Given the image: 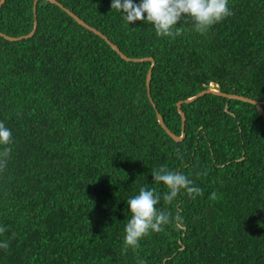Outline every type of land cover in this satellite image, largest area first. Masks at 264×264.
I'll list each match as a JSON object with an SVG mask.
<instances>
[{"label": "trees", "instance_id": "16d2710c", "mask_svg": "<svg viewBox=\"0 0 264 264\" xmlns=\"http://www.w3.org/2000/svg\"><path fill=\"white\" fill-rule=\"evenodd\" d=\"M6 0L0 10V264H264V0H230L201 33L190 17L158 37L129 25L111 0ZM153 66L152 102L147 76ZM184 172L201 189L163 200L153 170ZM143 186L174 224L126 247L127 198Z\"/></svg>", "mask_w": 264, "mask_h": 264}, {"label": "clouds", "instance_id": "9594fccd", "mask_svg": "<svg viewBox=\"0 0 264 264\" xmlns=\"http://www.w3.org/2000/svg\"><path fill=\"white\" fill-rule=\"evenodd\" d=\"M230 0H111V8L119 11L129 25L137 21L151 24L158 37H172L180 34L178 23L190 17L195 22V30L205 32L231 14ZM213 85V84H211ZM13 143L12 131L0 121V146H5L3 156H7V146ZM153 182L163 184L167 191L163 200L172 203L182 192L195 198L201 189L182 171L167 167L153 170ZM161 194L155 188L143 186L138 194L127 198L131 218L125 225L124 243L135 249L140 240L151 232H160L163 226L174 224L176 217L162 210L158 205ZM0 227V231H3ZM0 247H7L0 242Z\"/></svg>", "mask_w": 264, "mask_h": 264}, {"label": "water", "instance_id": "95a60500", "mask_svg": "<svg viewBox=\"0 0 264 264\" xmlns=\"http://www.w3.org/2000/svg\"><path fill=\"white\" fill-rule=\"evenodd\" d=\"M40 0H36L35 1V13H36V16H37V5L39 3ZM57 5H59L61 8H63L64 10H66L73 18H75L81 25L85 26L86 28H88L89 30L99 34L100 36H102L123 58H125L126 60L128 61H131V60H134V61H145V60H150L153 62V66L155 65V59L153 57H148V58H144V59H132L131 57L127 56L121 49L120 47L115 44L114 42H112L109 37H107L102 31L98 30L97 28L91 26L89 23H87L85 20H83L79 15H77L75 12H73L71 9L69 8H66L62 3H60L58 0H49ZM6 2V0H0V10L3 6V4ZM37 27H38V22H36V25H35V29L32 33H30L29 35H26V36H23V37H11V36H8L6 35L5 33L1 32L0 31V35L1 36H4L5 38L9 39V40H19V39H23L24 37H30L32 36L33 34H35L36 30H37ZM153 66L152 68L149 70V73H148V76H147V85H148V92H149V96L152 100V102L154 103L153 101V98H152V93H151V81H152V76H153ZM207 93H214V94H218V95H221V96H224V97H227V98H230V99H240V100H243V101H246V102H250V103H253L255 104L262 112L263 116H264V104L255 100V99H252L250 97H246V96H243V95H238V94H231V93H226V92H223L221 90V87L219 86V84H213L212 87L210 86L208 89L206 90H203L201 91L200 93H198L196 96H193V97H190V98H187L185 100H182L180 102H178V107H179V110H180V113L183 117V129H184V133L182 136H178L177 134H175L174 132H172L166 125L165 121H164V118L162 116V114L157 111V115H158V119H159V122L160 124L162 125V127L168 132V134L173 137L175 140L177 141H180V140H183L186 136L185 134V128H186V121H187V116H186V113L185 111L182 109V105L183 103H191L193 102L194 100L198 99L199 97L207 94ZM155 107L156 104L154 103Z\"/></svg>", "mask_w": 264, "mask_h": 264}, {"label": "rangeland", "instance_id": "374dc122", "mask_svg": "<svg viewBox=\"0 0 264 264\" xmlns=\"http://www.w3.org/2000/svg\"><path fill=\"white\" fill-rule=\"evenodd\" d=\"M211 87H212V85H211Z\"/></svg>", "mask_w": 264, "mask_h": 264}]
</instances>
